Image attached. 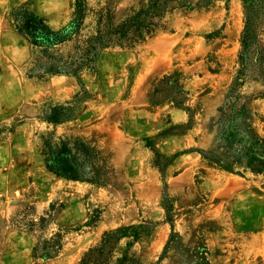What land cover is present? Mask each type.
Here are the masks:
<instances>
[{
	"label": "rangeland",
	"instance_id": "rangeland-1",
	"mask_svg": "<svg viewBox=\"0 0 264 264\" xmlns=\"http://www.w3.org/2000/svg\"><path fill=\"white\" fill-rule=\"evenodd\" d=\"M263 230L264 0H0V264H257Z\"/></svg>",
	"mask_w": 264,
	"mask_h": 264
},
{
	"label": "trees",
	"instance_id": "trees-1",
	"mask_svg": "<svg viewBox=\"0 0 264 264\" xmlns=\"http://www.w3.org/2000/svg\"><path fill=\"white\" fill-rule=\"evenodd\" d=\"M32 22V24H30ZM30 22L25 23L22 27L21 32L26 37L28 41L39 47H54L64 41L69 37V30L65 29L63 32L54 33L44 26L43 21L39 17H30ZM119 37L116 41L119 43H124V40H133L134 35H124V33H112ZM112 37V35H111ZM94 50V49H92ZM90 50L86 54V58L91 59L93 51ZM54 70V69H53ZM55 73H66L69 74L70 71L54 70ZM53 167L57 174L61 177L80 180V181H94L97 176L96 165L91 164L88 161H81L77 157H72L69 160L64 158H56L53 161ZM89 171V172H88ZM93 255L94 251L91 252Z\"/></svg>",
	"mask_w": 264,
	"mask_h": 264
},
{
	"label": "bare ground",
	"instance_id": "bare-ground-1",
	"mask_svg": "<svg viewBox=\"0 0 264 264\" xmlns=\"http://www.w3.org/2000/svg\"><path fill=\"white\" fill-rule=\"evenodd\" d=\"M256 243L258 244V250L255 254L257 256L256 262L257 264H264V230L261 232V236L258 237Z\"/></svg>",
	"mask_w": 264,
	"mask_h": 264
},
{
	"label": "crops",
	"instance_id": "crops-1",
	"mask_svg": "<svg viewBox=\"0 0 264 264\" xmlns=\"http://www.w3.org/2000/svg\"><path fill=\"white\" fill-rule=\"evenodd\" d=\"M260 236H261V233L255 238V242L252 244V249H253L254 254H256L257 253V250L259 249L258 248V244L256 243V241H257L258 237H260ZM256 258H257V256L255 255V257H254V261L255 262L254 263H256Z\"/></svg>",
	"mask_w": 264,
	"mask_h": 264
}]
</instances>
